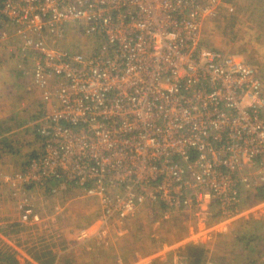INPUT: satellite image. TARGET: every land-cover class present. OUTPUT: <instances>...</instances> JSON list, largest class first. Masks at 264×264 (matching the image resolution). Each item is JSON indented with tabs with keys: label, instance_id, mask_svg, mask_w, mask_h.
<instances>
[{
	"label": "built area",
	"instance_id": "1",
	"mask_svg": "<svg viewBox=\"0 0 264 264\" xmlns=\"http://www.w3.org/2000/svg\"><path fill=\"white\" fill-rule=\"evenodd\" d=\"M219 6L0 0L43 108L38 151L4 181L21 193H55L50 183H64L96 199L100 226L81 230L83 241L109 226L120 232L144 210L161 221L192 218L187 236L167 248L173 264H189L179 248L211 241L235 221L264 222V199L243 205L264 188V89L254 67L201 40ZM68 32L79 49L62 48ZM22 205L21 224L43 223Z\"/></svg>",
	"mask_w": 264,
	"mask_h": 264
},
{
	"label": "rangeland",
	"instance_id": "2",
	"mask_svg": "<svg viewBox=\"0 0 264 264\" xmlns=\"http://www.w3.org/2000/svg\"><path fill=\"white\" fill-rule=\"evenodd\" d=\"M201 28L200 37L206 47L234 54L254 67L264 89V0H220L217 17L205 21ZM12 38L22 42L15 27L0 16V48ZM63 40L62 48L79 49L76 37H71L69 32ZM13 44L18 48L16 42ZM22 46L11 59L16 72L32 70L31 59L22 55ZM30 88L22 79L11 90L8 85L4 92L0 90L1 104L5 103V108L0 106V113L12 114L10 120L0 118V246L7 243L20 247L17 256L21 264H36L24 248L52 244L59 245L54 250L59 253L60 262L66 260L63 264H118L116 258L123 264H134L139 258L159 253L151 264H173L167 248L187 236L189 227L193 226L192 218L178 214L161 221L154 212L144 210L120 232L118 227L109 226L101 231L100 238L83 241L79 240L81 230L92 224L90 232L95 234L100 226L95 223L100 213L96 199L64 183H50L49 187L56 188L55 193L50 188L37 187L24 188L21 193L4 181V175L22 171L28 158L39 149L40 139L32 121L38 110V116H42L43 108L38 90ZM24 200L43 223L21 224ZM214 221L211 219L210 223ZM198 246H203L207 258L216 263L264 264V222L235 221L228 232Z\"/></svg>",
	"mask_w": 264,
	"mask_h": 264
},
{
	"label": "trees",
	"instance_id": "3",
	"mask_svg": "<svg viewBox=\"0 0 264 264\" xmlns=\"http://www.w3.org/2000/svg\"><path fill=\"white\" fill-rule=\"evenodd\" d=\"M264 199V188L260 189L255 195L250 196L247 199L246 204L254 203ZM60 248L59 245H44L43 247L24 248L26 254L36 264H63L66 260L61 261V257L58 256V252L54 248ZM179 255L186 258L189 264H205L207 260V250L203 246L186 245L178 249ZM125 263V262H124ZM0 264H21L17 256V251L14 247L7 243H3L0 246Z\"/></svg>",
	"mask_w": 264,
	"mask_h": 264
},
{
	"label": "crops",
	"instance_id": "4",
	"mask_svg": "<svg viewBox=\"0 0 264 264\" xmlns=\"http://www.w3.org/2000/svg\"><path fill=\"white\" fill-rule=\"evenodd\" d=\"M14 42H16V45H17L18 48H16V46H14V44H13ZM19 43H20V48H19ZM5 44L6 45H4V47L0 48V80L3 79V81H0V90H2L4 92L7 85L9 86V88L11 90L13 84H15V83L20 84L22 79L24 81L26 80V82L31 86V88H33V90H36L34 84L32 83L31 68L29 67L30 69H28L26 72L24 70L16 72L14 70L15 65L12 66V60H11V59H13L12 55L14 53L16 55V51L18 53L20 52L21 46H22L21 45L22 44L21 40L20 41L19 40L14 41L13 38H12L10 43L9 42H7V43L5 42ZM24 62H30V61L24 60ZM1 103L2 102L0 101V106H2V108H5V103L4 104H1ZM38 113H39V110L36 112L37 117L34 119V121H32L35 125L37 124V122L40 119V116H38L39 115ZM11 115H12L11 113H9V114L8 113H5V114H1L0 113V118L5 117L4 120L6 121V117H9V120H10V119H12V118H10ZM1 120L2 119H0V121ZM39 146H40V143L38 144V148H39ZM65 241L68 242V240H65ZM9 245H11V244H9ZM11 246L16 249L17 254H18V249H20V247H16V246H13V245H11ZM171 246H173V245H171ZM114 259H115V257H114ZM143 259L144 258H139V259L135 260L134 264L143 263Z\"/></svg>",
	"mask_w": 264,
	"mask_h": 264
}]
</instances>
